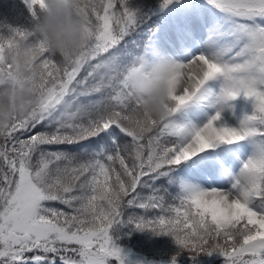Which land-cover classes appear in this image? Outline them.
Listing matches in <instances>:
<instances>
[{
    "label": "snow or ice",
    "instance_id": "1",
    "mask_svg": "<svg viewBox=\"0 0 264 264\" xmlns=\"http://www.w3.org/2000/svg\"><path fill=\"white\" fill-rule=\"evenodd\" d=\"M24 3L32 21L46 7ZM126 5L81 0L86 43L70 62L50 55L32 28L0 34V60L20 42L38 52L34 107L0 125V264H123L110 235L122 222L171 236L190 257L264 264V0H205L203 41L168 57L170 83L183 87L167 118L147 122L129 81L164 57L140 34L126 41L138 26ZM214 80L215 113L199 125L178 122L191 101L210 98L205 86ZM239 96L251 100V113L236 126L217 123ZM126 208L156 215L125 221Z\"/></svg>",
    "mask_w": 264,
    "mask_h": 264
},
{
    "label": "clouds",
    "instance_id": "2",
    "mask_svg": "<svg viewBox=\"0 0 264 264\" xmlns=\"http://www.w3.org/2000/svg\"><path fill=\"white\" fill-rule=\"evenodd\" d=\"M81 0H45L46 7L32 21V31L50 55H59L70 62L86 43V19L76 9ZM38 52L20 42L7 52L2 64L12 70H0V125L25 118L37 97L32 84L33 64ZM175 68L170 58L156 62L148 74L140 73L129 81L132 100L138 103L137 114L145 122L160 121L170 114L171 95L183 84L170 83ZM228 179L229 177H225Z\"/></svg>",
    "mask_w": 264,
    "mask_h": 264
},
{
    "label": "rangeland",
    "instance_id": "3",
    "mask_svg": "<svg viewBox=\"0 0 264 264\" xmlns=\"http://www.w3.org/2000/svg\"><path fill=\"white\" fill-rule=\"evenodd\" d=\"M2 1L6 2L7 0ZM160 2L161 0H156V4H153L155 7L148 6L139 12L140 22L143 20L144 22L136 28V33L126 37V41L130 44L133 39H139L136 34H140V38L150 42L159 55L164 58L172 57L175 59L177 58L175 53L183 51L184 47L191 50L196 47L197 42L203 41L206 17L205 0H173V3L164 9L160 8ZM26 17L31 18L29 12ZM137 54H140V50L137 51ZM205 87L210 92V98L208 100L194 99L185 108L178 111L176 113L178 117L183 118L181 123L191 122L199 125L215 113L217 109L211 107L210 102L220 91V81H210ZM240 105L252 108L251 100L239 96L227 102L221 111V120L217 123L236 126L239 120L246 115L245 109L241 110ZM56 205L57 203L52 204L53 207ZM122 241L126 245L124 248H127L126 253H121L123 264H147V258L134 251V243L127 233L123 235ZM111 260L115 259H108L106 264H109ZM152 264H172V262L155 260Z\"/></svg>",
    "mask_w": 264,
    "mask_h": 264
},
{
    "label": "trees",
    "instance_id": "4",
    "mask_svg": "<svg viewBox=\"0 0 264 264\" xmlns=\"http://www.w3.org/2000/svg\"><path fill=\"white\" fill-rule=\"evenodd\" d=\"M153 4H156V0H127L126 6L137 12L135 14L138 16L136 20L137 24H139V12L145 10L148 6L155 7ZM27 15V8L23 0H7L6 2L0 0V34L7 35L8 28L28 29L32 21L26 18ZM85 98L86 97H81L80 102L83 103ZM87 98L88 100L98 99L97 96ZM88 100L86 102H88ZM174 118L177 120L176 116H174ZM36 130L39 131L40 129L38 128ZM126 215L127 214H125L123 218L125 221L128 216ZM114 227V230H110V235L119 248L124 247L125 243L122 241V237L127 233L136 248L140 249L144 254H155L174 258L183 256L187 261L186 264H218L223 259V257L216 253L212 255L199 253L190 257L187 251L180 249L171 236L163 234L155 235L148 230L137 231L133 224L122 222L114 225ZM110 264L118 263L111 262Z\"/></svg>",
    "mask_w": 264,
    "mask_h": 264
}]
</instances>
